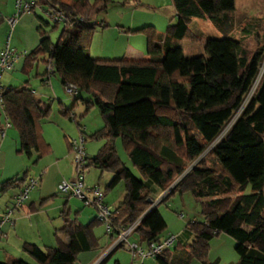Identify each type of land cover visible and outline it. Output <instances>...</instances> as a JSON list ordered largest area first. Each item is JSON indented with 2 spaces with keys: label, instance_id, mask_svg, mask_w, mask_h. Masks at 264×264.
<instances>
[{
  "label": "trees",
  "instance_id": "1",
  "mask_svg": "<svg viewBox=\"0 0 264 264\" xmlns=\"http://www.w3.org/2000/svg\"><path fill=\"white\" fill-rule=\"evenodd\" d=\"M33 1L41 9L61 11L70 25L62 27L56 43L40 25L37 45L23 58L24 73L50 61L52 76L62 85L77 86L73 103L82 102L84 116L98 109L103 127L92 138L106 143L87 157L86 169L112 175L104 194L123 183V199L112 211L115 226L136 223L132 235L147 247L158 243L167 229L158 206L189 193L201 216L185 226L193 237L183 247L189 259L211 264L209 242L224 234L235 242L237 264H264V166L257 159L264 144V20L245 19L246 37L237 41L231 36L242 23L235 17L234 0H170L176 21L164 39L152 26L127 32L145 37L148 61L99 60L87 51L95 19L113 0ZM194 20L211 23L222 36L206 40V56L186 57L179 46L203 42L191 28ZM3 105L2 113L18 133V153L36 163L48 147L41 122L49 118L50 107L34 97L27 82L9 87ZM73 109L61 114L76 122ZM117 139L142 181L119 157ZM25 176L1 183L0 191L16 188ZM59 217L63 223L54 231L56 246L23 244V253L35 264H75L79 255L99 248L96 218L82 225L69 218L66 207ZM107 235L112 243L114 235ZM0 264L29 263L10 258Z\"/></svg>",
  "mask_w": 264,
  "mask_h": 264
},
{
  "label": "rangeland",
  "instance_id": "2",
  "mask_svg": "<svg viewBox=\"0 0 264 264\" xmlns=\"http://www.w3.org/2000/svg\"><path fill=\"white\" fill-rule=\"evenodd\" d=\"M15 1L16 0H0V10L6 12V9H10L11 7H13V13H14ZM139 1L141 2L140 5H138L139 2L134 3L135 6L138 7L134 8L133 12L127 11V16L124 19L125 24H129L131 19L134 21L135 26L142 24L145 26H151L152 24H155L157 25L158 33L165 34L167 26L170 23H175L176 19L174 16V11H173L174 9L170 3V0H139ZM234 8H235V17L240 20V22L242 23L241 24L242 27L239 29L238 32L232 34L231 37L233 39H236L237 41H242L246 37V33H247L246 31L243 30L246 25L244 22L245 19L264 20V0H234ZM111 10H114V8L111 7L109 10L110 13H107L105 15V22L110 23L108 27H104V23H101L99 21L94 22L96 26L93 31L90 48L87 51V55L93 59H99V60L122 59L126 45L130 44L134 46L137 45L141 39L142 40L145 39L144 36L142 35H134V34L127 35L125 33L119 34L118 30L115 27V23L118 19V15L114 13L115 11H111ZM46 12H47L46 8L41 9L39 7H36L33 12L22 15L19 19L18 24L12 30H10L9 25H7L6 20L4 19L0 23V46L4 47L7 39L9 38L10 49L15 50L19 55H23L24 53L28 54L30 51L34 49V47L37 45L39 41L38 29L40 25L43 27V31L47 33L50 40L53 43H56L63 25H58L57 28L53 30V27L55 25L50 21ZM191 28L193 31H195L201 36L203 42L197 44H193L190 42H183L182 46L185 45L184 54L186 56H206L204 49L206 40L214 39V38L218 39L222 37L214 29L213 25L209 22L194 20L191 24ZM252 45L254 44L251 43V47H253ZM186 46H192L194 52L189 54L187 52ZM22 60L23 58L19 59V61L15 64L14 70L12 72L3 74L2 82L5 81L6 79H9L8 86L12 85L13 87L24 86L26 82H29L30 85L29 88L31 89L32 87L31 82L39 80V78H36L35 76L37 66H35V68L29 74L25 75L20 72ZM38 65H39V69L43 71L47 69V64L43 62L38 63ZM51 81L55 83L56 77L52 78ZM56 94L58 96H56ZM52 99L53 100L50 101V105L52 106V112L50 117L48 118L50 119L49 121L53 123L55 121V118L56 120L61 118L60 120L66 122L67 125L69 126L71 125L72 129L74 130L72 132L73 135H69L68 132L67 134L66 132L64 133V135L71 137L70 139L79 138V136L81 135L80 132H83L84 130L83 136L85 138V144H84L85 153L89 158H93L97 153V151L100 149V147H102L106 143L105 140H96L92 138L95 132L100 130L103 126L102 119L100 117L98 109L96 107H93L90 109L89 113L83 116L85 112V108L81 102L78 103V106L76 107L73 114L77 117L78 123L80 124L81 128L79 129L75 122L65 120L64 118L60 117L58 113L59 102H62L63 104L68 105L69 107L72 104V100L67 94L63 92L62 86L60 84L58 85V92L55 93ZM84 99L88 100L89 98L84 96ZM0 117L2 119V122H5V117L1 111H0ZM63 128L64 127L61 128L59 127V130ZM62 135L63 133L61 131L58 132V138L59 137L61 138ZM115 147L123 163L132 171L133 175L137 180L142 181V178L137 173V171L131 168L130 162L127 159L125 152L121 146L120 139H117L115 141ZM44 162L45 161L43 159L37 165L31 164V168L33 169L32 171L36 169H40V170L44 169L45 168ZM73 172H74V167H73ZM99 173L100 172L97 169H94L93 167L86 169L84 171V183L87 186L88 184H91L92 187L99 185V187L104 191V186L107 185L108 182L112 179V175L110 173H103L101 176H99ZM40 190L41 189L39 188V186L36 187L30 193V196L33 195L34 193H37ZM16 191L17 189H12L10 191H7L5 194L9 196V194L15 193ZM247 192H249V190ZM106 194H107L105 197L106 201L110 205V209L111 208L113 209V207H115L121 201L124 195L123 183H120L109 193L106 192ZM58 198H61L60 194ZM69 198L72 199L73 203L75 202L77 206H80L83 212L94 211L90 207L86 208L83 205V203L79 201V199L70 196ZM53 199H55V197H51V200ZM161 199L162 197H160L159 199L157 198L153 205H156L158 202H160ZM158 209L165 218V221L167 222H168L167 217H169L170 220L173 222L175 220L181 221L182 218L179 217L180 215H183L184 223L189 219L190 220L196 219L199 221L201 220V216L199 214L200 211L199 207L194 202L192 196L189 193H186L184 195L177 194L170 197L167 201L161 203L158 206ZM6 210L0 211V214L5 212ZM95 230H96V234L100 237L101 247H103L102 251L82 253L81 255H79L78 260L75 264H88V263L96 264L105 256V254L109 251V248L112 246L111 241L108 238L107 232L102 225L98 226ZM215 240L216 239H213L212 241L213 243L212 245H210L212 249L211 255L213 256V258L215 259L220 257L221 261L219 264L236 263L238 261V257L234 251V246L233 247L229 246L228 248L227 247L224 248V250H219L218 247L214 245ZM106 242H109V246L106 250H103L105 248L104 246ZM54 246L55 243L53 242V244L50 245V247H54ZM14 255L15 258L17 259L26 261L29 264H35L33 260L25 254L21 256H17L19 254L14 250ZM147 260L144 261V264L147 262ZM149 260L152 261V259ZM0 261L3 262L4 260H0ZM115 261L129 264L130 254L124 249H118L108 259H106L104 264H113ZM134 264H139V260L136 259Z\"/></svg>",
  "mask_w": 264,
  "mask_h": 264
},
{
  "label": "crops",
  "instance_id": "3",
  "mask_svg": "<svg viewBox=\"0 0 264 264\" xmlns=\"http://www.w3.org/2000/svg\"><path fill=\"white\" fill-rule=\"evenodd\" d=\"M31 1L32 0H25V2H31ZM135 2H139L138 5L141 4L139 0H113V4L109 5L107 10L104 13H101L97 17V19H95L94 22L99 21L101 23H104V27H108L110 23L105 22V15L107 13H110L109 10L112 7L114 8V10L111 11H115L114 13L118 15V19L115 23V27L118 30L119 34L125 33L129 35L130 33H127L128 31H135L137 29L142 28V26L146 27L143 24L135 26V23L132 19L130 20L129 24H125L124 22V19L127 16V11L133 12L134 8L138 7L135 6L134 4ZM12 14H13V7H11L10 9H6V12L0 10V17L2 18V21L5 19L6 23H7V19ZM174 16H175V11H174ZM256 20H260V19H256ZM151 26L154 27L157 31V25L152 24ZM158 35L161 37V39H164L166 36V32L165 34L158 33ZM183 42L184 41L180 42L179 46L181 47L183 53H185V45L182 46ZM2 48L3 47L0 46V51L2 50ZM186 49L189 54L194 52L192 46H186ZM186 57H194V56H186ZM119 60H126L129 62L148 61L149 57L147 56L146 39L143 40L141 39L138 42V44L134 46L130 44L126 45L124 50V55L122 59ZM23 65H24V59L22 60L20 72L25 74L23 70ZM36 68L37 70L35 76L36 78H39V80L31 82V86H32L31 90L34 94V97L38 101H40L43 105L45 106L48 105L50 107V115H51L52 106L50 105V101L53 100L52 97L55 95L56 92H58V85L60 84L62 86V84L57 77H56V82L55 83L52 82L51 80L52 78H54V76H50V79L47 80V76L45 75L46 70L43 71L39 69V65H37ZM8 83H9V79H6L3 82L1 79L2 86L13 87L12 85L8 86ZM27 83L28 86H30L29 82ZM56 96L58 95L56 94ZM79 102L81 101H78L76 105H74L72 101L70 107L68 105L63 104L62 102H59L58 113L60 117L64 118L65 120L71 121L69 117L63 116L61 114V111L70 110L74 107V109L72 110V112L74 113ZM60 119L61 118L56 120L55 118V121L51 123L49 121L50 119L47 118L41 122L42 137L44 143L48 147L47 148L44 147L42 149L41 158L36 163L33 164L35 158L28 159L24 155L18 153L19 150L18 133L12 127L5 128L6 120L5 122H2V119L0 117V184L8 180H11L15 177L22 176L24 173H26L24 182L19 184L16 188H13V189H17L15 193L9 194V196H7L5 193L12 189L3 192L0 191V196H2L0 197V211H4L8 208H12L14 195L21 190L22 186L24 185L27 179L37 178L39 180L38 186L41 189L37 193L31 195L29 197V200L26 202V204L23 207H21L20 209H16L13 212V220H14L13 226L3 225L2 235L0 236V260H4L3 262H6L10 258H15L14 250L19 254L17 256L23 255L24 253L22 251V246L25 243H29L33 245L35 244L36 246L42 248V247H50V245H52L54 242L56 246V238L54 237V231L62 227L63 221L59 217V214L64 207H66L68 210L69 218L76 219L82 225H85L95 219L94 211L83 212L80 206H77L75 202L73 203V200L70 199L69 196H67L66 194H62L58 191V186L61 183L68 182L72 180L74 177L73 164H72L71 151H70V140L72 139H70L71 137L64 135L65 132L66 134L68 132L69 135H73L72 132L74 130L72 129L71 125L70 126L67 125L66 122ZM75 123L79 128L80 124L78 123L77 117ZM59 127L60 128L64 127V128L59 130ZM60 131L63 133V135L61 136V138L60 137L58 138V132ZM257 156H258L257 159L259 165L264 166V144L258 147ZM43 159L45 161L44 162L45 170L36 169L32 171L33 169L31 168V164L37 165ZM99 176H101L100 173ZM89 186H91V184H88L87 187ZM58 193L60 194L61 198H58L59 197ZM106 195L107 194L105 193V197ZM51 197H55V199L51 200ZM105 202L110 207V205L106 201V198H105ZM117 205L113 207V209L111 208V211H113L117 207ZM158 211L162 216L163 220L165 221V218L163 217L159 209ZM179 217L182 218L181 221L175 220L173 222L170 220L169 217H167L168 222L165 221L167 229L164 235L162 236L163 239L168 236H174L176 239L173 247L168 250V253L166 255L167 260L160 258V259H152V261H150L148 259L145 264H200L195 260L189 259L187 254L183 250V247L190 244L193 239V237L185 229V226L187 225V223L194 221L196 219H192V220L189 219L184 223L183 215H180ZM94 233L96 237L99 239V248L93 252H100L102 251L103 248L101 247L100 237L96 234V230H94ZM60 238L64 243L68 242L66 238L63 237ZM108 238L111 241L109 236ZM130 238L129 239L132 242L139 244L143 248L147 247L146 245L140 242L139 238L136 235L133 234L130 236ZM213 239H216L214 245H216L219 250H224V248L226 247L228 248L229 246L232 247L235 246L234 240L224 234L215 236ZM213 239L209 242L210 251L208 255V261L211 264H219L221 258L218 257L214 259L213 256L211 255L212 249L210 245H212ZM108 246H109V242H106L104 246L105 248L103 250H106ZM238 262H239V257H238V261L232 264H237ZM0 263L2 262L0 261ZM104 263L105 261L102 264ZM113 264H127V263H120L118 261H115Z\"/></svg>",
  "mask_w": 264,
  "mask_h": 264
},
{
  "label": "built area",
  "instance_id": "4",
  "mask_svg": "<svg viewBox=\"0 0 264 264\" xmlns=\"http://www.w3.org/2000/svg\"><path fill=\"white\" fill-rule=\"evenodd\" d=\"M35 8L36 3L34 1L25 2L23 0H16L14 2V13L7 19L10 30L15 28L22 15L33 12ZM46 14L49 17L50 21L56 26L70 25L67 17L59 10L47 9ZM25 55V53L23 55H19L15 50L10 49L9 38L6 41L5 46L0 51L1 112L4 110L3 94L9 89V87L2 86V76L5 73L12 72L14 70L15 64L19 61L20 58H24ZM52 71V65L50 61H48L46 69L47 80H49L50 76H52ZM62 90L70 97L72 101H74L79 94L77 86L72 83H66L62 85ZM72 118L74 119V117ZM5 120V128H11V125L9 124L6 117ZM80 134L81 135L79 136V138L70 140V151L72 164L74 167V177L68 182L61 183L58 186V191L62 194H66L67 196L77 198L83 203L85 207L94 209L97 222L105 228L107 234L114 235V240L111 243L112 246L109 248V251L96 264H101L108 255L118 249H124L130 254L129 264H134L136 259L139 260V264H143V262L147 259L161 258L165 250L173 247L176 240L174 236H168L158 243L150 244V246L146 248H143L139 244L132 242L129 238L133 233V229L136 226V223L128 227H116L114 224L112 211L105 202L104 191L99 186L87 187L85 185L84 171L86 170L87 165V155L84 148L85 138L81 132ZM38 182L39 180L37 178L27 179L21 190L14 195L12 208H8L5 212L0 214V236L2 235L3 225H14L13 212L16 209H20L26 204V202L29 200L30 193L38 186ZM154 206L155 205H153V207Z\"/></svg>",
  "mask_w": 264,
  "mask_h": 264
}]
</instances>
